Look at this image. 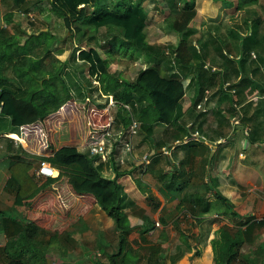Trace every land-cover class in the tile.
Returning <instances> with one entry per match:
<instances>
[{"label":"trees","instance_id":"obj_1","mask_svg":"<svg viewBox=\"0 0 264 264\" xmlns=\"http://www.w3.org/2000/svg\"><path fill=\"white\" fill-rule=\"evenodd\" d=\"M99 1L0 0V12L6 25H11L14 12L21 10V6L24 5L25 12L37 11L62 20L70 34H73L75 28L80 29L83 34L87 32L88 40L99 34L102 28L116 32L121 37V44L114 46L115 43L109 42L103 53L95 47L83 45L77 54V60L87 66L88 74L100 81L103 94L112 95L115 101V106L112 108L115 130L126 128L131 123L132 117L137 115L138 120L141 121L139 130L149 136L153 135L152 131L156 124L164 126L162 134L170 132L171 129V134L175 137H178L180 132L186 133L177 140L189 136L192 132H188L182 124H179L181 100L185 96L184 76L191 72L196 73L194 79L197 91L208 89L203 88L202 56L192 46L190 39L194 31L189 28V23L197 13L195 0H184L183 5L178 8L175 6V1L170 0V12L165 19L168 30L179 35V41L174 48L178 72L175 74L162 72V64L156 61L153 66L139 70L132 81L120 80L110 72L113 58L111 52L118 51L127 55V59H134L136 53L151 54L153 46L147 42L146 34L148 13L141 0L139 2L117 0L109 5L108 2L95 8ZM23 34L25 38L22 41L19 32L7 33L6 29L0 28V132L12 131L18 136L21 126L42 122L66 102L84 103L91 95L88 84L76 71L66 65V61L60 62L59 58H54L47 62V58L51 55L50 45L55 40L50 32L44 30ZM251 42L255 45L258 40L253 39ZM122 44L126 49L123 50ZM217 51L227 62L233 61L226 57L221 48ZM245 63L246 56H240L239 65L234 69L236 76L241 73L239 81L235 84L230 83L229 89L234 88L239 91L250 85L252 89L258 87L264 93V88L244 72ZM180 71L183 74L179 73ZM227 79L226 77L218 84L219 93L228 94L222 88ZM124 105H128L129 109ZM5 140L9 142L10 147L14 146L12 139L5 137ZM20 142L26 148H30L23 137H20ZM185 144L187 143L181 145ZM159 147L161 149L162 146L158 144L157 149ZM30 150L42 152L37 149ZM7 155L10 158L7 167L10 175L6 189L14 192V206L26 204L24 199H33L44 187L66 178L75 193L94 197L98 206L115 223L118 232V250L109 256L108 264H136V257L131 249L124 251L132 227L123 212L125 203L119 178L127 175V172H121L113 160L95 164L88 152L72 146H63L50 156L38 155L26 150ZM40 161H46L54 166L57 169V176L48 177L43 184L36 185L29 171ZM110 165L114 176L107 178L102 172ZM128 173L131 175L132 171ZM213 196L226 207L225 215L229 217L228 219L243 220L220 192L217 191ZM196 199L192 198L191 201L194 202ZM13 221V217L5 215L4 211L0 210L1 225ZM145 222L150 221L144 220L140 226L139 232L143 236L149 233ZM245 224L247 225V222ZM253 227L247 225L244 231L237 230L235 234H232L228 227H221L217 232L218 235L211 239L213 262L232 264L237 248L243 244L245 236L250 234ZM258 227H264V221L258 222ZM12 232L14 233L8 238L13 239L12 244H4L0 247V264H49L48 243H42L38 239L40 232L35 224L23 220ZM260 248L258 247V250ZM161 259L160 250L155 249L147 258V263L160 264ZM248 264L255 263L253 260H248Z\"/></svg>","mask_w":264,"mask_h":264},{"label":"crops","instance_id":"obj_2","mask_svg":"<svg viewBox=\"0 0 264 264\" xmlns=\"http://www.w3.org/2000/svg\"><path fill=\"white\" fill-rule=\"evenodd\" d=\"M215 9L223 10V6H216ZM18 11L14 12L11 25H6L0 12V28L12 27L14 31L11 30V33H29L28 30L24 31L14 23ZM255 22L252 26L255 25V29L258 30ZM191 26L190 24L189 27ZM262 35L264 37V32ZM260 42L258 40L255 44L262 53L255 58V61L259 63L255 62L250 70L245 68L244 72L264 88V45L259 44ZM235 55L238 56L240 53ZM219 56L223 58L224 63L223 61L222 65L217 63L219 68L211 64L212 68L218 69L217 71L205 69L202 71L203 88L208 89L202 92L197 91L194 79L196 73L191 72L184 76L185 96L181 100L179 124H182L188 132L197 130L202 138L185 145L180 144L181 147L178 148L174 146L168 155L161 154L162 148L173 145L174 141L186 133L180 132L178 137L171 132L162 134L164 127L156 124L152 131L153 135L149 136L144 132L143 136L137 140L138 144L135 145V154L140 155L144 152L153 154L148 172L142 179L144 184L135 177V165L132 163L128 162V166L123 170L120 169L121 172H127V175L129 171H132L131 175L119 179L125 203L123 212L127 215L130 225L143 224L142 222L148 217H139L138 212L139 209L145 210V207L156 210L153 220H157V216L163 214L170 215L180 200L177 196L178 192L185 196L189 193L190 205L186 216L199 217L202 227L209 226L210 217L225 218L227 222L229 217L225 215L226 207L213 196L218 191L228 199L233 210L243 218L241 231H244L247 225L254 226V229L263 228L258 227V222L264 221V93L258 87L252 89L250 85L239 90L242 97L240 100L237 96L238 92L235 99H231L228 94L219 93L218 84L221 81L227 77L226 82L232 81L235 84L239 81V74H241L236 76L234 70L239 65L238 61H232L229 58L232 62H227L223 56ZM164 71L166 69L162 66V72ZM206 85L208 87H205ZM247 91H249L248 96H242ZM198 103L203 106V110L197 109L195 104ZM65 109L66 114L63 120L40 123L44 131L42 139L39 133L29 131H27L29 133H22L21 129L20 136L10 131H3L0 132V137L6 135L5 137L12 139L14 143L18 142L24 150L38 155L50 156L63 146H72L85 152L87 151L85 148L87 116L83 115L81 108L74 109L67 106ZM32 125L26 124L28 128ZM44 136L46 141L43 143ZM20 137L25 139L30 148H26L20 142ZM158 144L162 146L161 149L160 147L157 149ZM8 147L7 154L16 152L12 149L13 146ZM30 149L42 152H33ZM35 166L33 170L36 169ZM39 179L40 184L47 180L42 176ZM181 179L185 187L184 190L179 191L176 184L180 183ZM42 190L44 191L41 201L49 196L47 201L42 203L44 209L60 211L63 220L70 222L66 234L74 237L77 233L81 234L83 239L85 238L84 241L90 242V246H87H97L96 235H102L104 230L115 227L114 221L98 206L95 198L91 195L75 193L66 178H61ZM192 194H195L194 197ZM203 195L205 201L202 203L200 196L203 197ZM192 198L197 199L192 202ZM231 219L239 221L237 218ZM245 222L247 225L244 224ZM155 224L158 223L155 222ZM233 225L229 222L228 225L223 223L217 230L224 226L230 228ZM107 246L106 242L101 245V247ZM195 258L188 253L177 264H212L213 252L208 242L204 245L201 254Z\"/></svg>","mask_w":264,"mask_h":264},{"label":"rangeland","instance_id":"obj_3","mask_svg":"<svg viewBox=\"0 0 264 264\" xmlns=\"http://www.w3.org/2000/svg\"><path fill=\"white\" fill-rule=\"evenodd\" d=\"M115 1L117 0H100L95 8L108 2L109 5ZM133 1L139 2L140 0ZM141 1L148 13L146 24L147 42L153 46V49L149 55L136 53L134 59H127V55L112 50L111 55L113 58L109 70L120 80L126 79L132 81L139 70L153 66L156 61L162 64L164 69L169 71V74L178 72V67L175 63L174 48L179 41V35L174 31L168 30L165 20L170 12V0ZM174 1L177 8L184 3V0ZM195 6L197 15H195L189 23V26L190 24L192 25L189 28L192 30L194 28L193 31L195 32L192 33L190 39L192 46L198 50L199 54L203 57L205 65L212 68V64L219 68L217 63L221 64L223 58H220L217 51L218 48L225 51L224 54L226 57L235 61H238L240 55L246 56L245 64L247 70H250L255 62L259 63L255 61V58H258V55L262 54L260 51L261 49L251 41L257 39L259 42H264V37L262 35L264 32V0H227L226 2L195 0ZM216 6H223V10H214ZM24 9L25 6L22 5L21 10L16 13L14 23L23 28L24 31L28 30L29 33H38L44 30L50 32L55 37V40L50 45L51 55L47 58V62L54 58H59L61 60L60 62L66 61V65L73 71H76L79 77L87 84L91 85V81L88 77L87 66L77 60L78 50H80L83 45H87L95 47L103 53L105 47L109 45V42L115 43L116 45L114 46H117L118 43H122L121 37L114 31L110 32L102 28L99 34L88 40L87 32L83 34L80 29L75 28L73 34H70L63 25L62 20L50 14H43L37 11L25 12ZM209 16L210 18L208 19ZM254 21H256L255 23L258 30L255 29V25L252 26ZM5 29L7 33H11V30L12 32L14 31L12 27ZM19 34L23 41L25 35L21 32H19ZM263 42L259 44L264 45ZM121 46L123 50L126 49L125 45L122 44ZM235 53H240V55L237 56ZM252 53L255 57H252ZM247 55L249 57H247ZM217 68H215L216 71L218 70ZM205 70L211 71L206 68ZM179 73L183 74L181 71ZM228 77L231 78V76ZM228 83L230 84L233 82L231 81ZM248 92L249 91L246 93L244 92L242 96H248ZM226 93L230 95L231 99H233L235 95L238 96L239 100L242 98L240 91H235V94L229 93L228 91H226ZM82 112L84 116H87V108H82ZM135 117H137V115ZM143 134L144 132L142 130H138V133L134 137L135 145L138 144L137 140H139ZM5 136L0 137V210H3L5 215L13 217L14 221L8 222L4 226L0 223V247L4 244L11 245L13 239L8 238L11 233H14L12 232L14 227H17L21 221L28 220L38 227L40 232L38 239L42 241V243H48L47 262L49 264H108L109 256L116 253L118 250V232L115 227L104 230L102 235L97 234V246L92 245L89 247L90 242L84 241L85 238L83 239L81 234L77 233L75 237L66 234L70 222L68 223L63 220L60 211L55 209V211H47L44 209L42 203L49 198L48 196V198L41 201L44 190H41L33 199H24L26 204L14 206V192L6 189V183L10 175L7 168L10 158L9 155H7L9 151V142L5 140ZM201 138L200 135L197 140ZM151 139L153 138L151 137ZM169 146L170 145L167 147ZM178 147H181V145H178L177 148ZM12 149L16 152L24 150L18 142L14 143ZM122 157L125 160L123 154ZM34 166L35 165L30 169L29 174L33 177V183L39 185L40 177L34 174ZM102 173L107 178H112L114 176V171L111 166ZM125 176L129 175H123L119 179ZM137 180L143 182L140 179ZM179 181L180 183L177 182L176 184L177 188H179V191L184 190L183 188L185 186L181 183L183 179ZM188 194L189 193H186L187 196H185L178 192L177 196L180 197L179 204L177 203L176 208L171 211L170 215L163 214L157 216V220L152 219L154 215H156V210L152 209V207H145V210L142 211L139 209V217L147 216L148 221H150L145 222V225H147L146 228L149 229V233L144 234V236L140 234L141 232H139V229L142 224L137 225L135 223L131 225L132 230L128 236L127 245L124 246V251L129 248L131 249L136 257V264H148L147 258L154 253L155 249L161 252L162 259L160 264H177L182 260V257H186L188 253H191L192 258H197L203 251L204 245L207 242L210 245L211 239L218 235L217 228L223 225V223L226 225H228V222L234 224L229 228L232 234H235L237 230L241 231V221L236 222L235 219H228L226 222L225 218L210 217L208 220L209 226L202 227L199 222L200 219L198 220L191 215H189V217L186 216L188 212L187 208L190 205ZM194 195L192 194V197H194ZM200 200H202V203L205 201L203 198ZM155 222L158 224L156 225ZM92 233H94V230H92ZM207 239H209V241H207ZM105 242L108 246L101 247ZM258 247H261L260 250H258ZM248 260H253L255 264H264V227L261 229H254L253 227L251 229L250 234L245 236L243 244L237 248V254L232 264H248ZM212 264L215 263L213 262Z\"/></svg>","mask_w":264,"mask_h":264},{"label":"built area","instance_id":"obj_4","mask_svg":"<svg viewBox=\"0 0 264 264\" xmlns=\"http://www.w3.org/2000/svg\"><path fill=\"white\" fill-rule=\"evenodd\" d=\"M252 57H255L253 53ZM203 68L215 71L214 68H210L205 64ZM88 77L91 81V85L88 84V87L91 90V95L86 99L84 103L68 101L64 105H62L56 112L46 117L43 121L54 122L63 120L66 114V106L74 109L87 108V136L85 143V148L87 149V151L85 152H88L89 155L92 156L95 164L101 162H110L113 160L116 165L119 166V170H123L122 168L128 166V162H130L135 165V177L142 180L143 176L148 172L153 154L149 152H144L140 155L135 154L134 137L138 133L141 122L138 120V118L132 117L131 123L126 128L122 127L121 130H115L112 116V108L115 106V101L112 95L103 94V92L101 91L100 81H98L96 78L91 77L90 75ZM229 85L230 84L228 82H224L222 88L229 93L235 94L236 90L234 88L229 89ZM124 106L129 109L128 105ZM196 107L197 109L203 110V106L200 103H198ZM59 113L60 115H58ZM40 123L41 122L32 123L33 125L30 124L32 125L31 128L23 125L20 127V129L22 133H39L42 139L44 131L40 126ZM199 137L200 133L195 130L189 136H185L182 140L174 141L173 145L162 148L161 153L168 155L170 153V150L173 149L174 146L178 144L188 143L190 141H195ZM45 141L46 138L44 136L43 143ZM122 154L124 155L125 160L123 159ZM34 174L38 177H56L57 169L46 161H40L37 164Z\"/></svg>","mask_w":264,"mask_h":264},{"label":"water","instance_id":"obj_5","mask_svg":"<svg viewBox=\"0 0 264 264\" xmlns=\"http://www.w3.org/2000/svg\"><path fill=\"white\" fill-rule=\"evenodd\" d=\"M41 82H42V81H40V84H41ZM10 132H12V131H10Z\"/></svg>","mask_w":264,"mask_h":264}]
</instances>
